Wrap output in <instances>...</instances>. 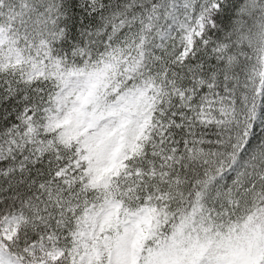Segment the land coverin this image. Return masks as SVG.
<instances>
[{
  "label": "snow or ice",
  "instance_id": "snow-or-ice-1",
  "mask_svg": "<svg viewBox=\"0 0 264 264\" xmlns=\"http://www.w3.org/2000/svg\"><path fill=\"white\" fill-rule=\"evenodd\" d=\"M0 264H264V0H0Z\"/></svg>",
  "mask_w": 264,
  "mask_h": 264
}]
</instances>
